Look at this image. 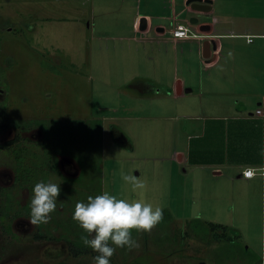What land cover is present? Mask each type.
Wrapping results in <instances>:
<instances>
[{"label":"rangeland","instance_id":"rangeland-1","mask_svg":"<svg viewBox=\"0 0 264 264\" xmlns=\"http://www.w3.org/2000/svg\"><path fill=\"white\" fill-rule=\"evenodd\" d=\"M168 2L148 6L147 0H0V124L9 123L0 143L20 135L25 144L21 146L31 150L35 144L29 138H43L41 127H47L57 134V152L65 148L83 167L76 179H64L61 171L50 175L54 183L66 186L67 181L68 199L76 196V202L71 210L62 207L66 199L61 194L50 222L33 226L22 208L31 191L8 185L20 166L17 145L0 150V206L8 198L4 212L13 218L16 235H8L9 227L0 222V264H94L92 253H71L66 238L75 241L80 226L77 230L73 219L65 225V219L78 201L104 191L129 201L146 200L172 214L164 213L151 232L133 229L140 246L117 248L111 264H264V177L258 175L253 185L232 182L230 177L213 176L210 169L206 173L171 160L176 143L172 122L161 115H172L173 100L197 105L200 99H172L160 91L162 84L158 90L155 83L140 80L150 75L166 83L175 56L169 40L173 34L162 38L155 27L163 23L172 32L178 23L170 16L155 20L148 34L133 32L129 23L139 8L170 15ZM185 17L189 22L200 18ZM194 49L195 44H181L180 75L203 79L211 73L193 61ZM260 70L263 82V65ZM178 81L183 82L181 77ZM260 84L261 96L246 97L249 113L264 101ZM122 172L136 176L145 188L132 192ZM46 176L44 172V181ZM70 182L76 185L70 187ZM199 219L227 225L229 240L215 238L222 229H197L193 221ZM37 232L54 239L37 240Z\"/></svg>","mask_w":264,"mask_h":264},{"label":"crops","instance_id":"crops-1","mask_svg":"<svg viewBox=\"0 0 264 264\" xmlns=\"http://www.w3.org/2000/svg\"><path fill=\"white\" fill-rule=\"evenodd\" d=\"M255 1L254 5V0H169L170 15H154L153 12H141L139 8L134 20L129 23L133 32L148 34L154 29L155 20H169L170 16L176 20L177 26L185 25L191 29L193 34L199 35L186 39L172 36L169 39L174 43L175 56L166 83L163 84L159 77H150V75H142L140 80L153 82L157 88L161 87L159 84H162L163 88L160 91L164 90L165 94L172 96V99L185 95L200 99L197 105H195L196 101L175 102L173 100L170 109L173 111L172 115L168 113L161 115L162 118L172 122L171 134L176 143L173 154L170 156L171 160L178 159V161L187 162L196 169H203L204 172L210 169L213 176H226L230 177L232 182L244 181L250 185L255 183L254 179L257 176L246 178L243 171L247 168L264 167V155H261V148L264 147V120L256 113L259 108H262L264 112V101L260 102V107L252 113L247 111L246 106V97L259 95L260 82L264 85L260 70L261 66H264V1ZM154 2L157 3V0H147L148 6ZM185 14H195L200 18H193L189 22ZM262 17L263 23L261 24L259 22ZM155 28L157 35L162 38L173 32L163 23H158ZM249 36H254L252 42L249 41ZM188 43L195 44L191 56L193 61L200 64L205 73L206 70H210L208 72L211 73L210 75L202 77L205 78L204 80L197 79L194 74L180 75V46ZM143 71L142 69V73ZM180 77L183 82L178 81ZM180 89L183 90L182 93H179ZM187 89L191 91L186 92ZM262 96L264 100V94ZM166 112H169V109ZM179 118H186L187 121L193 122H190V125L180 124ZM41 128L45 131L48 129L47 127ZM156 129H161V127L157 126ZM47 132L50 133L49 130ZM37 143L35 142V145ZM22 147L24 146H20L14 152L21 169L33 170L35 164L38 169L42 167V170L38 171L43 174L50 167L48 161L44 162V155L40 160L34 161L33 152ZM77 164L82 173L83 167L80 163L77 162ZM40 178H44L43 175ZM46 178L48 181L50 176ZM71 184V187L76 185V183ZM65 185H61L65 187H61L63 188L61 194L66 199L62 207L71 210L76 202V196L68 199L67 181ZM22 208L30 215V200ZM72 215L68 212L65 225L73 219ZM195 221L197 220L193 222ZM6 222L2 223H11V221ZM61 225H63L62 222ZM9 226L11 231L12 225ZM78 226L79 224L76 223L75 227ZM223 226L228 228L227 225ZM79 229L80 231L74 234V237L81 240L82 234L85 233L82 228L79 227ZM72 238L68 237L66 241L73 240ZM88 254L91 253L80 256L84 257Z\"/></svg>","mask_w":264,"mask_h":264},{"label":"clouds","instance_id":"clouds-1","mask_svg":"<svg viewBox=\"0 0 264 264\" xmlns=\"http://www.w3.org/2000/svg\"><path fill=\"white\" fill-rule=\"evenodd\" d=\"M264 155V147L261 148ZM122 180L131 186L134 193L145 188L143 181L136 176L121 173ZM61 195V184L41 180L31 189V225L47 224L57 209ZM73 220L84 230L83 245L97 253L94 264H111V257L117 248L133 250L139 243L133 238L132 230L151 232L164 220V208L146 200L129 201L118 198L108 191L96 196H88L86 201L76 203Z\"/></svg>","mask_w":264,"mask_h":264},{"label":"flooded vegetation","instance_id":"flooded-vegetation-1","mask_svg":"<svg viewBox=\"0 0 264 264\" xmlns=\"http://www.w3.org/2000/svg\"><path fill=\"white\" fill-rule=\"evenodd\" d=\"M54 139L55 140L57 139V134H55V132H50L48 134L47 131H45V136L43 138L40 136H37V137L32 136V138H29V140H33L34 144H35V142L36 143L38 142L35 145V147H33L31 149V151L34 154V156H33L34 161L40 160L41 157L44 155L45 156L44 162L46 163L48 161L50 164V167H48V169L45 170V172L49 176L53 173L55 175L56 171H58V172L61 171V174H63V176L65 177L64 179H66V178L74 179L75 177H79V174L81 173V169L78 167L76 159L71 155H70L71 157H69L68 156L69 153L66 152L67 150H65V148L62 149L63 152H57V151L61 150L59 147L61 145L56 144V141ZM23 140L24 139H21V141L18 144H16L17 145L16 148H19L21 145H25L22 142ZM56 149H58V150H56ZM17 162H19V161H17ZM19 165H20V163H19ZM33 166H34L33 170L35 169L34 172H31L33 170L28 171L27 169H20V166L18 168L14 169L15 171L12 172L14 174V178H13V175L11 174L10 175L11 180L8 182V185H10L11 187L19 186L20 189L21 188L22 189L27 188L29 191H31L33 186L36 183H38L40 180H42L40 178V176L43 175L42 172L38 171V170H42V167H40L38 169L35 164ZM39 166H40V164L38 165V167ZM13 179H14V181H13ZM2 189H5V188H2ZM7 206H9L8 198H6L5 202H2V206H0V210H2L3 213L5 214V215L3 214V219H0V222L2 223L3 221H7V222L11 221V223L6 222L7 225L9 226V225H13L12 220H11L13 218L12 217L10 218L4 212L5 208ZM25 220H27V219H25ZM9 229H10V226H9ZM6 233L8 235H10L11 237H14V235H15L14 233H12V227H11V231H9V232L6 231ZM68 241H74V240L69 239ZM76 242L79 243V242H82V240H79V238H77ZM92 254L94 255L93 252H92Z\"/></svg>","mask_w":264,"mask_h":264},{"label":"trees","instance_id":"trees-1","mask_svg":"<svg viewBox=\"0 0 264 264\" xmlns=\"http://www.w3.org/2000/svg\"><path fill=\"white\" fill-rule=\"evenodd\" d=\"M7 127H9V123H1L0 124V137L3 135L4 131L7 129ZM21 136L17 135L14 139H11L8 142L5 143H0V150H7V149H11L12 147H14V145L18 144L21 141ZM15 152V151H14ZM164 213H166L167 215H171V212L169 213L168 210H164ZM3 211L0 210V219H3ZM5 215V214H4ZM193 225H195L197 227V229L200 230V226H203L206 230L208 231H217L219 229H222L224 232L220 235V234H216L215 238L216 239H220V238H227L228 239V235H227V230L228 228L226 226L223 225H219V224H214L212 222H203L202 220H197L195 222H193ZM209 228V229H208ZM201 234V233H200ZM35 239L40 240V239H47V240H51L54 239L50 233H40L37 232L34 236ZM231 239V238H230ZM229 240V239H228ZM70 244V250L71 253L75 256H79L81 254H86V253H92V249L88 248L86 246L83 245V242H74V241H68ZM94 256L97 255V253L93 252Z\"/></svg>","mask_w":264,"mask_h":264},{"label":"built area","instance_id":"built-area-1","mask_svg":"<svg viewBox=\"0 0 264 264\" xmlns=\"http://www.w3.org/2000/svg\"><path fill=\"white\" fill-rule=\"evenodd\" d=\"M173 36L175 38H179V39H186V38H191V37H198V34H193L191 29L185 25H178L172 32ZM264 36V35H263ZM253 37L254 36H249L248 39L250 42L253 41ZM258 115H261L263 117L264 120V112L261 109H258L256 112ZM250 173V175H249ZM243 175L246 178H254L258 175H261L264 177V167L260 168V169H255V168H247L243 171Z\"/></svg>","mask_w":264,"mask_h":264},{"label":"water","instance_id":"water-1","mask_svg":"<svg viewBox=\"0 0 264 264\" xmlns=\"http://www.w3.org/2000/svg\"><path fill=\"white\" fill-rule=\"evenodd\" d=\"M186 92H190L191 90L190 89H187V90H185ZM183 92V90H179V93H182Z\"/></svg>","mask_w":264,"mask_h":264},{"label":"snow or ice","instance_id":"snow-or-ice-1","mask_svg":"<svg viewBox=\"0 0 264 264\" xmlns=\"http://www.w3.org/2000/svg\"><path fill=\"white\" fill-rule=\"evenodd\" d=\"M249 175H250V173H249Z\"/></svg>","mask_w":264,"mask_h":264}]
</instances>
